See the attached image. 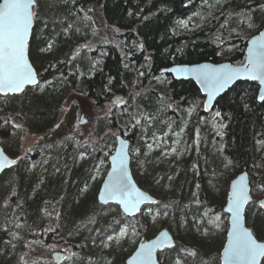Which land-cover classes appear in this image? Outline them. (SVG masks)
<instances>
[{"label": "rangeland", "instance_id": "obj_1", "mask_svg": "<svg viewBox=\"0 0 264 264\" xmlns=\"http://www.w3.org/2000/svg\"><path fill=\"white\" fill-rule=\"evenodd\" d=\"M225 2L205 0L200 12L190 19L195 29L186 22L178 23V29L202 30L224 10ZM77 18L74 12L66 17L51 8L40 13L34 9L29 58L36 63L39 76L70 57L79 67L92 62L90 72L101 66L103 53L93 56L90 52L109 38L110 32L94 20L97 30L89 35L88 23ZM249 28L253 27L247 25ZM73 34L76 37L70 45ZM125 69L135 76L137 89L142 88V76H136L128 64ZM169 83L163 75L154 79L148 94L135 99L114 97L118 106L128 104L135 110L134 116L143 127L134 143L129 140L132 173L158 201L144 207L136 218L149 222L144 237L133 231L129 222L114 221L122 213L119 206L98 202L116 149L111 142L93 141L104 107L85 99L77 82L66 86L62 81L39 80L28 95L44 98L54 107L57 117L53 129L38 134L27 116L17 113L12 138L0 137V145H7L17 156L12 169L0 178V264H56L52 259L56 252L65 255L58 264H126L142 241L154 239L162 230L174 237L176 250L160 252L161 264H220L229 227L228 217L220 209L227 205L230 185L236 178L224 153L225 125L214 111L205 114L204 100L172 109L162 100ZM148 95L160 96L151 113L145 111ZM6 102L4 98L0 101L3 108ZM112 133L116 139L118 135ZM254 179L256 188L251 194L255 201H261L264 139L256 142ZM11 195L14 200L9 202ZM263 215L255 205L246 212L247 227L256 237L255 223Z\"/></svg>", "mask_w": 264, "mask_h": 264}, {"label": "trees", "instance_id": "obj_2", "mask_svg": "<svg viewBox=\"0 0 264 264\" xmlns=\"http://www.w3.org/2000/svg\"><path fill=\"white\" fill-rule=\"evenodd\" d=\"M37 1L35 9L39 13L51 8L67 17L70 12H74L77 19L88 23L89 35L97 30L94 20L102 29L110 32V37L104 38L90 52L93 56L99 52L103 53L101 66L97 70L90 72L92 62H89L87 67H79V64L70 57L64 63L54 64L45 74L40 75L41 83L62 81L67 86L75 85L77 82L85 99L96 106L104 107L105 112L99 120L93 139L94 142L101 144L111 142L115 145L116 139L112 133L114 131L118 136L123 135L130 141L139 138L142 133V123H137L135 110L130 109L128 104L125 106L115 104V96L135 99L140 94H148L154 79L163 76V70L176 64L193 65L204 62L243 64L249 40L264 29V0H226L224 10L212 19V24L200 31L191 32L178 29V23L186 22L195 29L190 19L200 12L205 0ZM38 25L35 26L36 30ZM247 25L253 28L246 29ZM47 31H51L50 25ZM75 37L73 34L70 45L73 44ZM31 62L38 71L36 63ZM127 64L135 70L136 76L138 74L142 76V88L137 89L134 84L135 76L125 69ZM165 76L170 79V83L162 100L170 103L172 109L176 110L204 100L194 83ZM31 89H27L19 96H0V101L3 98L7 101L4 108L0 103V137L12 138L17 113L26 115L32 129L38 134L53 129L57 117L52 110L54 107L51 108L44 98L31 99L28 95ZM258 92L259 87L256 83H238L217 101L213 110L220 113L219 117L225 125L224 153L232 166L234 177L247 172L252 192L256 188L254 179L256 142L264 139V102H259ZM159 97L149 96L145 111L153 112ZM111 104L112 109L107 110L106 107ZM37 126H42V129ZM2 147L5 153L15 160L16 154L12 153L7 145ZM131 168L132 170L134 168L132 160ZM135 180L144 190L143 183L136 178ZM17 194L16 199L19 200ZM13 198L11 195L9 202L14 200ZM220 210L224 212V209ZM20 215L21 210L18 209L17 216L21 217ZM136 218H128L120 212L114 221L117 220L121 224L129 222L133 231L146 237L149 222ZM54 220L53 217L51 221ZM255 228L257 237L264 239V215L255 223ZM177 244L179 245L178 241ZM72 250L71 254L75 255L76 248L72 247ZM175 250L174 247L169 251Z\"/></svg>", "mask_w": 264, "mask_h": 264}, {"label": "snow or ice", "instance_id": "obj_3", "mask_svg": "<svg viewBox=\"0 0 264 264\" xmlns=\"http://www.w3.org/2000/svg\"><path fill=\"white\" fill-rule=\"evenodd\" d=\"M32 3L33 0H3L0 4V93H18L25 85L38 83L32 68L25 60V43L33 20L30 11ZM254 43L256 48L250 50L248 66L235 69L225 66L224 69H217L203 65L179 71L196 73L197 80L208 89L209 97L241 76L264 82V41ZM259 100L264 102V95H261ZM216 115L219 116L220 113ZM132 193L133 189L127 181V174L121 163L113 169V178L107 186V195L122 204L125 212L132 213L144 199L141 193H136L135 197ZM246 200V195L237 197L228 209L236 216L233 220V235L225 249V258L231 264H259L260 258L264 257V244L258 243L250 232L239 226V210ZM101 201L107 202L103 196ZM260 206L264 208V204ZM150 257L151 250L147 253V258Z\"/></svg>", "mask_w": 264, "mask_h": 264}, {"label": "water", "instance_id": "obj_4", "mask_svg": "<svg viewBox=\"0 0 264 264\" xmlns=\"http://www.w3.org/2000/svg\"><path fill=\"white\" fill-rule=\"evenodd\" d=\"M2 3H3V0L0 2V4ZM37 3H38L37 0H33V3L30 5V11L33 14V20H32V24L29 29L28 38L25 43V60L28 62V64L32 68L33 73L35 75V79L39 83L38 73L35 70L29 58V44L32 38V33H33L34 25H35L34 9L37 6ZM257 41H264V29L258 35H256L255 37L249 40L247 47H246V52H245L246 56H245V61L243 64L235 65L230 62L218 63V64L204 62V63L193 64V65L176 64L168 69L163 70L162 74L169 75L171 78L175 80L194 83L196 87L198 88V90L200 91L202 97L204 98V110L206 113L212 112L215 108L217 101L222 96H224L227 92H229L236 84L241 83V82L256 83L259 87V92H258V100H259V97L261 95H264V82L260 80L246 79L243 76H241V77H238L233 82H231L230 84H228L221 91L209 97L208 89L205 88V86L197 80L196 73H193L190 71H179V69H193V68H199L203 65H208L210 67L217 68V69H224L225 66H227V68L229 69H235V68H240L243 66H248L250 50H254L256 48V44L254 42H257ZM37 84L35 85L27 84L25 85L24 89L21 92H18V93L7 92L6 94L0 93V96H19L23 94L27 89L34 88ZM259 102L262 103V101L260 100ZM82 122H84V119H82ZM130 145H131L130 141L124 136L119 135L116 137V149H115L114 154L109 159L110 169L100 189V192L98 195V202L102 206L117 205L120 207L122 213L126 217L136 218L141 215L144 207L154 206L158 203V201L153 196H151L150 194L145 192L143 189H141L139 185L137 184L133 176L132 168H131ZM13 161L15 160L9 157L5 153L3 147L0 145V177L14 166L15 163L13 164L12 163ZM121 163H123L124 170L126 171L127 181L133 189L132 196L135 197L136 193H141L144 197V199L141 201L136 211L132 213L125 212L123 210L122 204L117 203L116 200L109 198L107 195V186L109 185L110 181L113 178V169L114 167H118ZM251 190L252 189H251L250 177L247 172H243L237 175L236 178L233 179V181L231 182L227 205L224 208V214L228 217L229 227H228L227 234H226V243L220 255V264H231V262L226 260L225 258V249L228 247V242L232 238L233 220L236 218V216L234 212H230L228 209L233 204V202L237 199V197H243L245 195L247 196V200L243 203V206L239 210V226L243 229H246L248 232H250L253 238L256 239L258 243L264 244V242L258 240V238L255 236L253 231L249 229L246 224V212L249 206L255 205V206L260 207V209L264 211V208H261L260 206L261 204H264V199L261 201H255L252 197ZM102 196L107 201L106 203L101 201ZM153 245H156V246L152 247ZM174 247H175L174 237L167 230H162L154 239L147 241V242L142 241L139 244L135 253L127 260L126 264H161L158 260V254L160 252L171 250ZM149 250H151L150 259L147 258V253ZM64 258H65V255L64 253H61V252H56V253H53L52 255L53 262L56 264L61 263L64 260ZM263 260H264V257H261L259 264H262Z\"/></svg>", "mask_w": 264, "mask_h": 264}, {"label": "flooded vegetation", "instance_id": "obj_5", "mask_svg": "<svg viewBox=\"0 0 264 264\" xmlns=\"http://www.w3.org/2000/svg\"><path fill=\"white\" fill-rule=\"evenodd\" d=\"M39 76V75H38ZM39 80H40V76H39Z\"/></svg>", "mask_w": 264, "mask_h": 264}]
</instances>
